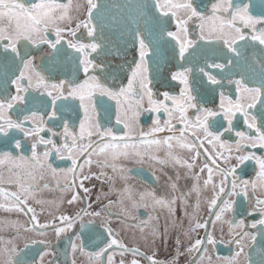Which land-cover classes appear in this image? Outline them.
<instances>
[{
	"label": "snow or ice",
	"instance_id": "1",
	"mask_svg": "<svg viewBox=\"0 0 264 264\" xmlns=\"http://www.w3.org/2000/svg\"><path fill=\"white\" fill-rule=\"evenodd\" d=\"M152 7L155 13L152 16V27L148 29L147 36L140 30L134 33L136 52L131 62L132 66L128 69L130 74L127 77V86L121 87L117 92L105 86L99 74L103 72L105 79L109 76L116 77L118 72L125 70V66L121 64L111 71H105L103 64L95 62L92 58L93 53L100 55L102 49V45L95 42L96 27L93 23V10L98 9L95 0H86V15L82 20L72 15L73 0H68L64 4L57 3L56 0H38L30 5L23 3L22 0H0V47L3 48L0 62H11V67L14 69L11 85L15 89V94H9L8 79H5L3 86L0 87V96L3 97L0 99V137L7 138L3 141V148L14 149L17 153L13 155L11 150H4L0 154V197L7 202L6 205L0 204V208L7 212L22 213L27 217V225H19L18 222H9L6 225L5 222H0V231L8 226L14 229L17 235L23 231L45 236L49 230H52L57 240L64 235L66 245H70L73 253L79 249L82 254L99 261L100 264H103L101 258L105 255H107V264H114L113 254L109 253L114 246L121 250V257L131 252L134 258L129 264H140V260L135 257H140L145 264H177L178 256L165 262L156 259L155 252L145 255L137 248L126 247L107 226L109 221L101 219L102 212L105 213V217H109L107 208L112 206L111 202L101 211H89L92 204L87 203L75 215L60 214L54 218L59 221L57 225L54 222L41 223L38 219L39 213L29 201L32 200L36 204L44 203L37 198V193L41 190L40 182L45 181L50 171L53 179L60 175L65 178L70 175L71 181L63 186H60L57 181V188L61 192L72 191L73 195L67 201L69 205L77 201L84 205L90 200L92 192L90 188L85 187L84 182L95 176V174L84 173L85 166L91 168L95 163L97 168L111 167L113 173H116L117 161L121 159L143 161L145 158L156 160L161 164L172 162L191 171L196 167V161L199 158L206 157L199 172L193 174L192 178L197 183L193 184L187 194L181 195L180 202L185 204L187 196L193 192L199 197L201 192L199 181L201 174L206 171L203 188L207 189L209 185L212 187L213 195L208 204V211L214 217L211 220L213 225L222 222L225 213L234 211L236 200L232 199L233 197H243L245 201H250V191L264 192V157L257 156L254 152L241 154L244 153L245 148H264V120L258 124L256 116L250 112L257 104L261 105V111L264 112V86L248 87L241 80H230V83L236 85V99H229L221 93L218 109L214 110L202 106L199 100L216 103L215 86L221 83V80L217 78L216 70L222 73L226 67L225 63L213 61L198 69L189 66L194 62L197 45L196 40L190 38V22L199 29L200 41L210 46L214 42L222 41L223 43V48L209 47L201 54L207 57L211 52L217 59H226L231 64V57L228 54L242 56L243 49L250 47V42L264 47V15L253 16L249 14L248 4L233 5L232 0H215L209 15L198 11L192 0H153ZM80 8L81 5L77 3L76 11ZM74 19L76 23L72 27ZM170 22L175 25L174 31L168 28ZM82 29L90 38L89 42L82 41L77 36ZM243 29H248L249 33L245 34ZM49 31L55 36L54 40L49 38ZM239 42L243 44L238 47ZM42 45H47V48L52 51L47 53L49 60L38 66L32 49L39 50ZM65 46L69 51L65 50ZM165 49L170 53L167 67L164 63ZM189 49H193V52L190 53ZM224 49L227 51L225 52ZM117 55L120 53L117 52ZM81 73H83V79L80 78ZM154 81H158L165 87H178L179 95H170L168 91H162L160 95L163 99H155L152 87ZM97 92L101 96L116 100L118 106L116 123L118 125L123 123V135L117 136L112 128H102L99 124L91 122L92 113L95 111L93 99ZM145 97H147L148 108H143L142 101ZM68 101L79 102L83 119L80 120L78 134L70 128L67 120L63 121V132L60 133L61 143L58 145L53 139L41 136V133L45 131L52 137L57 133L52 127H47V121L44 120L43 115H38V110H34V106L39 104L42 108L50 109L46 113L48 120L56 122L59 119L57 116L59 110L69 108L75 110L74 105L67 103ZM58 102L64 103L58 105ZM123 104L128 105L125 115L134 109L137 120L142 110L154 113L163 111L169 118L161 122L159 115L153 117L149 129L141 130L139 135L135 136L132 134L130 123L126 119L122 120L120 116V107ZM190 109L194 110L191 116L188 115ZM237 114L243 118L244 124L255 135L242 131L235 132V135L239 137L235 144L236 165L230 167L233 145L222 141L221 137L224 132L233 131V118ZM218 116H222L226 121V128L215 120ZM177 124L180 127H177ZM216 127L223 128L224 131L213 130ZM165 132L170 134L158 138V134ZM16 133L22 134L25 141H31L30 157L19 155L25 151V144L16 136ZM200 133L203 134V139ZM205 141L214 147L215 144H219L221 149L228 150V155L223 152L211 154L207 151L202 154L199 149L204 146ZM40 145L44 146L42 153L39 151ZM175 149L191 153L190 162L181 159ZM162 150L165 158L158 159L154 153ZM53 152L58 159L70 161L71 166L59 171L52 168L48 163V157ZM93 156L102 157V159L94 161ZM246 161H254L258 169L255 172L256 178L251 181L240 179L236 175L237 167ZM219 162H223L225 167H221ZM5 171L8 174L7 180L4 176ZM120 171L124 172L123 169ZM216 175L223 177L218 184L214 181ZM229 177L234 178L229 182ZM120 179L127 180L128 177L122 174ZM5 182L14 185V190H6L3 187ZM42 187L49 189L50 186L45 182ZM171 188L174 192L178 190L175 183L171 185ZM81 191L84 193L83 196L79 194ZM123 193L127 194V199L133 207H146L147 205H142L141 202L148 196L155 205L167 209L171 215L175 213L176 196L171 199L157 198L154 193L148 192L139 194L137 201L132 194V189L127 186L123 189ZM97 199L99 200V196ZM198 208L199 200L190 217V222L195 221L190 229L191 232L205 228L208 224V221L201 223L196 219L195 210ZM122 212L126 213V209H122ZM254 212H259L261 218L251 224H246L244 220L228 222L231 236L229 244L234 243L239 250L231 257L223 258L224 264H239L238 258L241 255H247L242 242L245 238L255 240L256 236L245 229H255L257 225L264 227V199H257L256 205L248 212V215L251 216ZM86 217L89 219L86 220ZM149 219L151 220L152 217L150 216ZM77 224L78 230L73 231ZM141 225L136 226L140 227L143 233L149 225L146 221H141ZM97 227L102 228L103 232H98ZM149 230L154 237L153 242L161 238L155 226H151ZM103 233H107L106 246L95 253H85L83 243L79 245L76 243V241L84 240L95 241ZM163 240L167 243V230ZM204 243L203 239L198 238L186 249L188 253L199 254L195 264H203L205 260L204 254L207 253V248L203 247ZM206 243L215 246L216 240L211 233H208ZM31 244L32 246L44 245V249L38 254L39 264H42L43 257L49 254L47 243L43 240H33ZM175 247L177 249L180 247L179 239L175 241ZM28 248L29 245L26 244L24 250L18 251L13 240L0 239V264H28L21 258V252ZM53 254L55 255L54 252ZM31 264H37L35 257ZM120 264H125L123 259ZM209 264H211L210 259Z\"/></svg>",
	"mask_w": 264,
	"mask_h": 264
},
{
	"label": "flooded vegetation",
	"instance_id": "2",
	"mask_svg": "<svg viewBox=\"0 0 264 264\" xmlns=\"http://www.w3.org/2000/svg\"><path fill=\"white\" fill-rule=\"evenodd\" d=\"M25 4H32L33 2H38V0H22ZM57 3H67L68 0H56ZM98 4V9L93 10V23L96 27V41L102 45L100 50V55L96 53L92 54L95 62L102 63L105 71H111L116 68L117 65L123 64L125 70L123 72H118L116 77L109 76L105 79L104 73L100 72L99 78L105 86L111 88L113 91H119L121 87L127 86V77L130 74L129 68L132 66V60L136 52V41L133 39V35L137 30H140L148 35V29L152 27V16L154 13V8L152 7L153 0H95ZM215 0H192V3L197 7L198 11L205 15H209L211 11V5ZM79 3L81 8L76 11L75 5ZM233 5L236 4H248L249 14L253 16L264 15V0H232ZM86 0H73V10L72 15L76 19L85 18ZM158 15V14H156ZM76 19L73 20L72 27L75 26ZM197 23H199L197 21ZM242 27V25H241ZM260 27V25H257ZM169 30H175L174 23L170 22L168 25ZM190 38L196 40L197 45L195 48L194 62L189 66L194 68H199L205 66L206 63L217 62L225 63L226 67L221 73L219 70L217 72V78L221 80L219 85L215 86V98L216 103L211 104L206 100L200 99L199 103L208 108L214 110L218 109L219 97L223 93L229 99H236V85L230 83L232 80H241L248 87H262L264 86V47L260 46L258 43H251L250 47L243 49L242 56H235L228 54L231 57L232 63L229 64L226 59H217L211 52L208 53L207 57L201 54L202 51L207 50L209 47L223 48V43L214 42L213 45H207L204 41L199 40V29L196 25L189 23ZM245 34L249 33L248 29H243ZM81 33H84L81 35ZM49 38L54 40L55 36L49 31ZM77 36L81 38L82 41L89 42L90 38L87 37L86 32L82 29L81 32L77 33ZM70 38V37H66ZM173 44L175 42H172ZM243 42H239L238 47L242 45ZM126 45V47H125ZM107 49V51H104ZM65 50L69 51L65 46ZM51 49L47 48V45L40 46L38 49H32L35 54V63L39 66L42 62H47L49 57L47 53L51 52ZM165 51L164 63L167 65V60L170 58V53L167 49ZM226 52L227 50L224 49ZM117 52L120 55H117ZM192 53L193 49H189ZM111 53V54H109ZM10 55V54H9ZM72 55H76L72 53ZM3 56V48L0 47V57ZM66 59V58H65ZM14 69L11 67V62H0V87L3 86L5 79H8V89L9 94H15V89L11 85V79L14 78L12 72ZM18 74V72L16 73ZM80 78L83 79V73L80 74ZM174 83V82H173ZM153 93L154 98L162 100L163 96L160 95L162 91H168L170 95H179V88H169L162 86L158 81L153 82ZM3 97L0 96V99ZM124 99L123 97L121 98ZM64 102H58V105ZM67 103L74 105L75 110L61 109L58 111V120L56 122L48 120L47 112L50 109L42 108L39 104L34 106V110H38V115H43L44 120L47 121V127H52L53 131L57 133L56 136L52 137L47 131L42 132L41 136L44 138H51L58 145L61 143L60 133L63 132V121L67 120L71 129L75 130L77 134L79 133L80 120L83 119V112L79 109L78 101H68ZM171 103L170 101L168 102ZM143 108H148L147 97L142 101ZM21 107V106H17ZM93 107L95 111L92 113L93 124H99L102 128H112L117 136L123 135V123L117 124V103L115 99H109L107 96H101L98 92L94 95ZM128 108L127 104H123L120 107V116L126 119L128 123L132 126V134L138 136L140 131H147L151 126L152 118L159 115L161 122L168 119L166 113L161 111L160 113L141 111L140 116L137 118L134 116V109L127 112L125 115V109ZM194 110L190 109L188 115L191 116ZM251 114L255 115L257 118V123L260 124L264 120V112L261 111V105L250 110ZM13 115L15 113L13 112ZM215 120L219 121V124L227 127L226 121H224L222 116H218ZM175 123V121H173ZM211 123V121H210ZM177 127H180L177 124ZM213 130H218L223 132V128H214ZM236 131H242L250 135H255L251 132L243 122V118L237 114L233 118V131L224 132L221 137L222 141H226L229 145H233L231 149L233 158L229 161V166H235L236 160L234 156L237 154L235 150L236 141L239 139L235 135ZM170 133H160L158 138H162ZM203 139V134L200 133ZM16 136L22 140L25 144V151L19 153V155H24L27 157L31 156V141H25L22 134L16 133ZM7 139L0 137V154L4 150H11L13 155H16L14 149L3 148V141ZM246 143V142H245ZM203 154L205 151L211 154L216 152H223L228 155L227 149H221L219 144L210 145L205 141L204 146L199 149ZM39 151L42 153L44 151V146H39ZM177 155L183 159L190 162L191 153L186 150L175 149ZM254 152L255 155L264 157V148H245L244 153ZM158 159H164V151L154 153ZM67 155V153H65ZM92 159L95 161L97 159H102L93 156ZM206 157L202 156L196 161V167L191 171L187 168L174 164L172 162L168 163H158L156 160H151L145 158L143 161L139 159H121L116 162L117 172L113 173L111 167L104 169L97 168L95 163L89 168L85 166L84 173L95 174L92 179L84 182L85 187L92 190L90 200L86 201L82 205L79 201L69 205L67 201L73 195L72 191L61 192L57 188V181L60 186L71 181V176L69 175L65 178L63 175L58 176L56 179L52 178L51 172L45 177V181H41V190L37 193V198L44 201L42 204H36L34 201L30 200L29 203L33 208L39 213L38 219L41 223H51L54 222L59 224L58 220H54L60 214L65 215H75L76 212L80 210L81 207L86 206L87 203L92 204V208L89 211H101L102 208L107 206L111 202L112 206L107 208V213L110 214L109 217H105V213H101V219H107L109 222L107 226L111 228L113 234L129 249L137 248L140 252L145 255H151L153 252L156 254V259L161 261H170L178 256L177 264H195L198 258V253L192 252L188 253L186 249L190 247L191 243H194L196 239H203L205 241L203 247L207 248V253H205V260L203 264H209V259L211 264H224L223 258L231 257L238 247L232 243L229 244L231 236L229 234V221L235 223L239 220H244L246 224H251L255 220H259L261 217L259 212H254L251 216L248 212L256 205L257 199H264V192L257 190L255 193L249 192L250 201H245L243 197H233L236 200L234 206V211L231 213H225L222 222H217L215 225L211 223L214 218L209 214L208 204L213 195L211 185L207 189L203 188V179L206 178L207 172L205 171L201 174V179L199 185L201 187V192L199 197L196 193H191L187 196V202L181 204L180 197L182 194H187L192 188L193 184L197 183L192 177L193 174L199 172V168L203 165ZM48 163H50L52 168L65 169L71 166V162L68 160L58 159L56 154L53 152L48 157ZM210 163V162H209ZM221 167H225L223 162H219ZM120 169L124 172L121 173ZM243 169V171H242ZM257 167L254 161H246L243 165L237 167L236 175L240 179L253 180L255 179V172ZM103 173V175H101ZM122 174H126L128 179H120ZM7 172H4L5 180H7ZM99 177V178H96ZM112 179H109V178ZM234 177H229V182ZM223 179L221 176H214L215 183H219ZM47 182L49 184V189H43V183ZM175 183L178 187L177 191H173L171 185ZM79 186L77 182V187ZM125 186L132 189V194L135 199L139 200V194L141 193H154L157 198L164 197L166 199H171L173 196L177 197V202L174 205L175 213L171 215L167 209H162L161 207L155 205L151 197L146 196L145 200L141 202L140 207H133V204L127 199V194L123 193ZM3 187L8 190H14V185H9L7 182ZM230 187V185H229ZM81 196L84 193L81 191L79 193ZM99 196V200L97 199ZM199 200V208L195 210L196 219L203 223L208 221L205 228L198 229L195 232H191L190 229L195 221L190 222V217L194 212V206ZM6 201L3 197H0V204H5ZM122 209H126V213L122 212ZM152 217L150 220L149 217ZM86 220L89 218H85ZM141 221H146L149 227L145 228L142 233L140 227L136 225H141ZM0 222H5L7 225L9 222H18L19 225H27V217L22 213L17 214L15 212H7L0 208ZM99 223V221L97 222ZM143 226V225H141ZM151 226H155L157 231L160 233V239H155L149 230ZM79 225L77 224L73 231L78 230ZM167 230V243H164L163 237L165 231ZM246 231L254 234L256 236L255 240L250 238H245L242 242L244 247V252L247 254L241 255L238 260L239 264H264V227L257 225V228H246ZM98 232H103L102 228L97 227ZM187 233V235H186ZM211 233L213 238L216 240V244L213 247L206 243L207 235ZM71 235V233H68ZM107 238V233H103L102 236L97 237L95 241H76L79 245L83 243L85 253H95L100 251L101 248L105 247V242ZM0 239L4 241L13 240L14 245L19 250H24L25 245L28 244L29 248L21 252V258L31 264L33 257L36 258L37 264H39V252L44 249V245L37 244L32 246L31 242L33 240L40 241L43 240L48 245L49 254L43 257L42 264H100L99 261L91 259L88 255L82 254L79 249L75 253L71 251L70 245H66L64 235L57 240L55 232L49 230L47 235L39 236L35 232H23L21 231L19 235L11 227L5 226L2 231H0ZM179 239L180 247L177 249L175 247V241ZM67 248V251L65 249ZM120 249H116L115 246L109 250L110 254H113L114 264H120L122 258L127 257L125 264L134 258L131 252L127 253L121 259ZM55 253V255L53 254ZM182 253V255H181ZM129 257V258H128ZM221 259H217V258ZM140 260V264H145V261L140 259V257H135ZM103 264H107V255L102 258Z\"/></svg>",
	"mask_w": 264,
	"mask_h": 264
},
{
	"label": "rangeland",
	"instance_id": "3",
	"mask_svg": "<svg viewBox=\"0 0 264 264\" xmlns=\"http://www.w3.org/2000/svg\"><path fill=\"white\" fill-rule=\"evenodd\" d=\"M122 257H120V258H118V259H121ZM129 258V257H128ZM123 260H124V262H126L127 261V257H124V258H122Z\"/></svg>",
	"mask_w": 264,
	"mask_h": 264
}]
</instances>
